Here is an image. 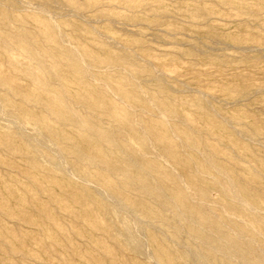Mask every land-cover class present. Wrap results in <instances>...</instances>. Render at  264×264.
<instances>
[{
  "label": "rangeland",
  "instance_id": "rangeland-1",
  "mask_svg": "<svg viewBox=\"0 0 264 264\" xmlns=\"http://www.w3.org/2000/svg\"><path fill=\"white\" fill-rule=\"evenodd\" d=\"M262 235L264 0H0V264H264Z\"/></svg>",
  "mask_w": 264,
  "mask_h": 264
},
{
  "label": "bare ground",
  "instance_id": "bare-ground-1",
  "mask_svg": "<svg viewBox=\"0 0 264 264\" xmlns=\"http://www.w3.org/2000/svg\"><path fill=\"white\" fill-rule=\"evenodd\" d=\"M64 39H62V41H63ZM76 49V48H75ZM76 52H77V50H76ZM78 54V53H77ZM81 58V57H80ZM81 60H82V58H81ZM85 61V60H84ZM83 62V61H82ZM89 64V63H88ZM84 65L85 66H88L87 65V63L85 64L84 63ZM90 67H92V66H90ZM26 68V67H25ZM169 112V111H168ZM170 113V112H169ZM164 115V114H163ZM170 116H171V114H170ZM164 117V116H163ZM174 170V169H173ZM220 173V172H219ZM225 176V175H224ZM184 180V179H183ZM184 182V181H183ZM127 183H129V182H127ZM188 185V184H187ZM232 188H234V187H232ZM150 191V190H149ZM233 192H236V191H233ZM236 197H237V195H236ZM234 200V199H233ZM123 201V200H122ZM175 202V201H174ZM204 203V202H203ZM242 203V202H241ZM244 203V202H243ZM210 204V203H209ZM249 204V203H248ZM247 203H246V207H247V209H250V210H253V208L250 206V205H248ZM177 208H178V206H177ZM179 209V208H178ZM224 209V208H223ZM260 210V209H259ZM253 211H255V209L253 210ZM261 211V210H260ZM237 218H240V217H237ZM241 219V218H240ZM239 219V220H240ZM241 220H243V219H241ZM244 221V220H243ZM124 225V224H123ZM257 232H259L258 234H260V233H262L261 232V230H258ZM236 238L237 239H246V237L242 234V233H236ZM263 236V235H262ZM193 237V236H192ZM191 236H190V238H192ZM264 237V236H263ZM228 238V237H227ZM229 239V238H228ZM195 240V239H194ZM251 240V239H250ZM231 241V240H230ZM255 241V240H254ZM256 242V241H255ZM204 243V242H203ZM257 246V245H256ZM255 246V247H256ZM210 247V246H209ZM220 248H222V249H224V251L228 254V255H230V253H231V251L232 250H234L233 248L235 247L234 246V244L233 243H223V244H221L220 246H219ZM212 248V247H211ZM262 251L263 250H261V248L260 247H257V249H256V260H258L259 262L263 259L262 258V256H261V253H262ZM237 252V251H236ZM235 252V253H236ZM249 252V251H248ZM218 253V252H217ZM233 255V254H232ZM232 257H234V256H232ZM235 259V258H234ZM197 261H199L201 264H206V261H205V258H202V257H198L197 258ZM239 264V263H238ZM254 264V263H253ZM256 264H258V263H256Z\"/></svg>",
  "mask_w": 264,
  "mask_h": 264
}]
</instances>
